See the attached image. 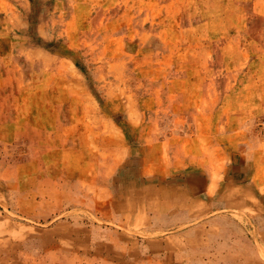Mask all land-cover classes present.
Wrapping results in <instances>:
<instances>
[{
	"label": "rangeland",
	"instance_id": "obj_1",
	"mask_svg": "<svg viewBox=\"0 0 264 264\" xmlns=\"http://www.w3.org/2000/svg\"><path fill=\"white\" fill-rule=\"evenodd\" d=\"M261 195L264 0H0V264H264Z\"/></svg>",
	"mask_w": 264,
	"mask_h": 264
},
{
	"label": "crops",
	"instance_id": "obj_2",
	"mask_svg": "<svg viewBox=\"0 0 264 264\" xmlns=\"http://www.w3.org/2000/svg\"><path fill=\"white\" fill-rule=\"evenodd\" d=\"M245 155L244 152L237 148H232V151L229 152V160L230 165L222 170L221 175V182L217 186V196L211 197V194H208L209 199L212 200L211 202V209L220 208L222 205H238L242 202L241 199L236 198L235 196L230 195V188L232 185H242L244 188H247V183L255 182V173L257 170V165L249 164L247 161L244 163ZM188 159V161H181L177 165L172 167L173 174L167 178V187L169 188L170 192L178 193V190L181 193L185 194V197L188 198V193L192 195H201L205 192V173L204 168L200 165L198 160L193 161ZM250 174V175H248ZM250 179V180H249ZM249 181V182H248ZM205 191V192H204ZM259 194H255L260 197L262 193L261 190H258ZM262 199L264 200V196L261 195ZM171 200L178 201L179 198L173 193ZM182 205V204H181ZM112 245L111 243L105 244L106 252H109V249ZM95 251V253H100L103 251L101 246L91 247ZM109 253H106V256ZM112 260H121L119 258H112Z\"/></svg>",
	"mask_w": 264,
	"mask_h": 264
}]
</instances>
